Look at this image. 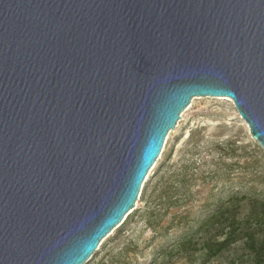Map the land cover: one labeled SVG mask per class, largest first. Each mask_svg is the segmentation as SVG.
<instances>
[{
  "label": "water",
  "instance_id": "1",
  "mask_svg": "<svg viewBox=\"0 0 264 264\" xmlns=\"http://www.w3.org/2000/svg\"><path fill=\"white\" fill-rule=\"evenodd\" d=\"M197 97L264 149V0H0V264H85Z\"/></svg>",
  "mask_w": 264,
  "mask_h": 264
},
{
  "label": "rangeland",
  "instance_id": "2",
  "mask_svg": "<svg viewBox=\"0 0 264 264\" xmlns=\"http://www.w3.org/2000/svg\"><path fill=\"white\" fill-rule=\"evenodd\" d=\"M206 202L213 206L201 210ZM222 205L230 219L264 215V149L231 100L197 97L169 137L136 206L85 264H264V246L257 257L240 243L209 257L205 244L214 233L199 234L196 244L182 247L181 240ZM185 212L192 223L184 229L179 222ZM254 229L257 236L264 234Z\"/></svg>",
  "mask_w": 264,
  "mask_h": 264
},
{
  "label": "trees",
  "instance_id": "3",
  "mask_svg": "<svg viewBox=\"0 0 264 264\" xmlns=\"http://www.w3.org/2000/svg\"><path fill=\"white\" fill-rule=\"evenodd\" d=\"M172 182L170 178L167 181L166 189L171 187ZM165 192V190L163 191ZM167 194V193H166ZM160 198L163 199L161 196ZM255 203V202H254ZM213 206V203H204L200 206L201 210H208ZM225 205L221 206L215 213L207 217L205 221L201 224L199 229L195 232H191L188 234V237L181 240L180 244L182 247H189L195 243V238L202 233H214L215 239L210 240L206 243V250L209 257L221 256L225 252L229 251L230 248L238 243L243 245L244 249L249 251L250 256H259L260 250L264 246V234L262 236H257L255 229L253 228H262L264 229V215L255 214L252 216H248L246 218H236L230 219L226 218ZM228 212V211H227ZM180 214L182 215V219L179 222L183 224L184 229L192 223V219L188 223L189 217L187 216V212ZM184 221V222H183ZM227 232V233H226ZM226 235L227 237L224 239H219L220 236ZM214 238V237H213ZM206 254V255H207Z\"/></svg>",
  "mask_w": 264,
  "mask_h": 264
},
{
  "label": "bare ground",
  "instance_id": "4",
  "mask_svg": "<svg viewBox=\"0 0 264 264\" xmlns=\"http://www.w3.org/2000/svg\"><path fill=\"white\" fill-rule=\"evenodd\" d=\"M228 100H231V99H228ZM232 101V100H231ZM233 102V101H232ZM248 126V125H247Z\"/></svg>",
  "mask_w": 264,
  "mask_h": 264
}]
</instances>
